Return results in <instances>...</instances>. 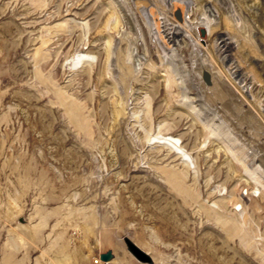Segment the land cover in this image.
<instances>
[{
    "label": "rangeland",
    "instance_id": "obj_1",
    "mask_svg": "<svg viewBox=\"0 0 264 264\" xmlns=\"http://www.w3.org/2000/svg\"><path fill=\"white\" fill-rule=\"evenodd\" d=\"M109 249L264 264V0H0V264Z\"/></svg>",
    "mask_w": 264,
    "mask_h": 264
},
{
    "label": "water",
    "instance_id": "obj_2",
    "mask_svg": "<svg viewBox=\"0 0 264 264\" xmlns=\"http://www.w3.org/2000/svg\"><path fill=\"white\" fill-rule=\"evenodd\" d=\"M203 78H204V80L207 83H211V74L206 69L203 71ZM132 250L134 251V253L137 255V257L140 260L146 261V262L151 261V257L146 252H144L143 250L139 249L138 247L133 246ZM100 258H101L102 261H104V264H111L110 261H112L113 258H114L113 250L109 249V250H107L105 252H102L100 254Z\"/></svg>",
    "mask_w": 264,
    "mask_h": 264
},
{
    "label": "bare ground",
    "instance_id": "obj_3",
    "mask_svg": "<svg viewBox=\"0 0 264 264\" xmlns=\"http://www.w3.org/2000/svg\"><path fill=\"white\" fill-rule=\"evenodd\" d=\"M208 26V30H209V33H210V27H209V25H207ZM229 42L228 41H226L225 39H224V44H228ZM85 57V56H84ZM82 59V56H79L78 57V60L77 61H80ZM207 70V69H206ZM209 71V70H208ZM211 74V73H210ZM211 81H212V75H211ZM165 136V137H164ZM164 136H162L163 137V139H165V140H167V141H169V142H172V143H175V144H177L178 143V138L177 137H174V136H166V135H164ZM156 137V136H155ZM171 144V143H170ZM177 146V145H176ZM177 148H180V149H183L182 148V146L181 145H179V146H177ZM182 152V151H181ZM188 156V155H187ZM188 157H190V156H188ZM166 170H168V169H166ZM182 178V177H181ZM174 180V179H173ZM183 182V181H182ZM177 186V185H176ZM185 190V189H184ZM114 258H115V255H114ZM113 258V259H114ZM113 261V260H112ZM104 263V261H102L101 260V262H100V264H103ZM110 263H111V261H110Z\"/></svg>",
    "mask_w": 264,
    "mask_h": 264
},
{
    "label": "built area",
    "instance_id": "obj_4",
    "mask_svg": "<svg viewBox=\"0 0 264 264\" xmlns=\"http://www.w3.org/2000/svg\"><path fill=\"white\" fill-rule=\"evenodd\" d=\"M100 262H101V259H100V258H98V259H97V263H100Z\"/></svg>",
    "mask_w": 264,
    "mask_h": 264
}]
</instances>
